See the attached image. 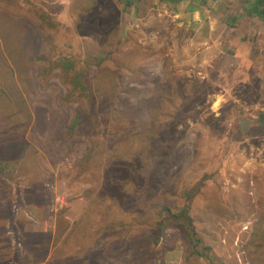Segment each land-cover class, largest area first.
I'll return each mask as SVG.
<instances>
[{
	"label": "rangeland",
	"instance_id": "1",
	"mask_svg": "<svg viewBox=\"0 0 264 264\" xmlns=\"http://www.w3.org/2000/svg\"><path fill=\"white\" fill-rule=\"evenodd\" d=\"M253 2L0 0V162L14 177L0 181V242L14 264H32V250L38 264H163L174 245L181 264H264V19ZM96 100L112 105L93 117ZM163 208L190 214L196 245L183 222L155 244ZM122 227L129 242L113 252Z\"/></svg>",
	"mask_w": 264,
	"mask_h": 264
},
{
	"label": "trees",
	"instance_id": "2",
	"mask_svg": "<svg viewBox=\"0 0 264 264\" xmlns=\"http://www.w3.org/2000/svg\"><path fill=\"white\" fill-rule=\"evenodd\" d=\"M129 1H131V0H127L128 3H129ZM133 1H140V0H133ZM162 1H164V0H162ZM169 1L173 2L175 5L182 0H169ZM197 1L199 2V0H197ZM12 3H14V2H12ZM251 8H252V12H254L255 14H258L259 16H261L264 19V0H254ZM57 61H60V62H57ZM57 61L55 63H57L60 66H63L62 70H61L62 72L66 73V71H68V70H72V71H73V69L75 70V74H73V76H71L68 79V81H70L72 85L78 86L81 82L84 83V81H81V79L84 77L83 72H79L78 70H76L74 68V64H69V61L66 58H59ZM83 91H85V90H83ZM84 93L85 92L78 91V92L72 93V95H76L80 98H84V97H86ZM118 93L120 94V89H119ZM119 94H117V96H119ZM90 95L95 98L94 94L90 93ZM118 100L122 101L121 98H118ZM71 102H72V100H71ZM114 102H115V99L113 98L112 104ZM105 104H106L105 102L102 104H98V102L96 100L95 104L93 106L89 107L90 112H94V114L90 113L91 116L96 117V115L99 114L98 112L100 109L107 108V107H110L112 105L111 103L106 104V105ZM82 123H83V118L80 117L79 114L76 115V117H75V124L76 125L75 126L79 127ZM71 128H73V127H71ZM71 128L69 127V131H71ZM86 172H85V174H86ZM4 175H5V171L1 167L0 168V177H3ZM71 179L72 178L70 177V180ZM68 183H70V181H68ZM200 183H204V181H202ZM200 185H198L197 188L192 189L189 192H187V196H189V198H190V205H191V201L193 200V198L199 193V191L201 189L199 187L202 186V185L201 186ZM79 186H80V184H79ZM184 209L186 210V207ZM184 209L180 210L179 212H175L171 209L163 208L158 213L154 212L156 215H159V220L156 221V223H155L156 225L154 227V233H155L154 234V242H155V244L159 243L160 239L162 238L164 229L169 224H177L180 222L185 223V225L187 226V230L190 231L188 235L191 237L192 240H194L195 245L198 243V239H196L194 237V235H195V227H194V223H193L194 221L191 218L190 214H188L187 211H184ZM14 218H15V214H12L11 216H9L8 219L10 220L11 224L14 222ZM1 226H2V224H0V231H2ZM11 245H12V243H11L10 239L6 238L4 240H1V242H0V264H14L16 262L17 259L13 258L16 256V253L14 252L16 249L14 250V246L12 245V247H11ZM35 251H36V249H35ZM32 254H34L35 257H33L31 260H29V262L32 264L40 263V261H38V258H36L37 257L36 252H34L32 250ZM43 254L44 253H42V252L40 253V255H43ZM43 257H45V254Z\"/></svg>",
	"mask_w": 264,
	"mask_h": 264
},
{
	"label": "crops",
	"instance_id": "3",
	"mask_svg": "<svg viewBox=\"0 0 264 264\" xmlns=\"http://www.w3.org/2000/svg\"><path fill=\"white\" fill-rule=\"evenodd\" d=\"M19 172L20 171L18 170L17 173H19ZM65 199H66L65 196H61L60 197V200L63 201V202L65 201ZM85 199L86 198H80V199H76V200L72 199L71 200V207H72L73 210H75L74 216H75L76 219H77V216H78L79 213H80L81 218L83 217L84 209H85V208H83L84 207L83 206V202H84ZM88 201H89V199H88ZM88 201H87L86 205L88 204ZM81 202H82V205H81ZM50 208L51 207H48L47 209H44V210L47 211L48 213H50L52 211V210H50ZM39 209H40V211L43 210V208H41V207H39ZM45 220L46 219H44V222H45ZM39 225L40 224H38L37 227ZM125 233H128V230H127L126 227L119 228L118 232L117 231L114 232V234H118V235L116 236V238H111L110 241L112 243H114V242L116 243L115 247L109 245V248L111 250L114 249V250H112L113 252L116 251V249L125 248L124 246L121 247L122 246L121 243L129 242V240L126 237H119V235H123ZM91 242L92 241H90V243ZM167 248L168 249H167V252H166L165 256L163 258H161L162 261H163V264H165V263H167V264H181L183 262V259L185 260V258L182 257V253H181V250H180L178 245H174L173 247H167ZM179 260H181V262Z\"/></svg>",
	"mask_w": 264,
	"mask_h": 264
},
{
	"label": "clouds",
	"instance_id": "4",
	"mask_svg": "<svg viewBox=\"0 0 264 264\" xmlns=\"http://www.w3.org/2000/svg\"><path fill=\"white\" fill-rule=\"evenodd\" d=\"M1 160V159H0ZM2 167V169L5 171V175L3 176V177H0V181H2L3 182V180H14V177H8V175H7V171H10L9 169V165H7V164H5L4 162H0V168Z\"/></svg>",
	"mask_w": 264,
	"mask_h": 264
},
{
	"label": "water",
	"instance_id": "5",
	"mask_svg": "<svg viewBox=\"0 0 264 264\" xmlns=\"http://www.w3.org/2000/svg\"><path fill=\"white\" fill-rule=\"evenodd\" d=\"M199 1H202V0H199Z\"/></svg>",
	"mask_w": 264,
	"mask_h": 264
},
{
	"label": "flooded vegetation",
	"instance_id": "6",
	"mask_svg": "<svg viewBox=\"0 0 264 264\" xmlns=\"http://www.w3.org/2000/svg\"><path fill=\"white\" fill-rule=\"evenodd\" d=\"M122 100H123V98H122Z\"/></svg>",
	"mask_w": 264,
	"mask_h": 264
}]
</instances>
